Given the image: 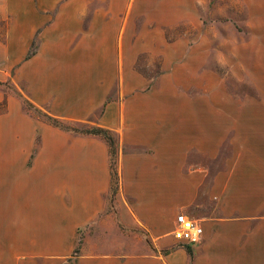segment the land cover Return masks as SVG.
Wrapping results in <instances>:
<instances>
[{
    "label": "crops",
    "instance_id": "1",
    "mask_svg": "<svg viewBox=\"0 0 264 264\" xmlns=\"http://www.w3.org/2000/svg\"><path fill=\"white\" fill-rule=\"evenodd\" d=\"M85 5L83 0H32L27 24L12 35L11 91L0 86V101H5L0 110V264H264V147L252 160H161L155 153H124L116 160L113 185L104 137L60 129L22 107L15 92L21 81L28 99L54 116L120 129L123 100H110V85L122 80L115 76L116 12L110 0L86 29L98 41L97 60H66L47 47L57 38L65 42L62 34L68 29L80 28L71 17ZM66 19L69 24H61ZM38 28L40 43L27 56ZM105 34L108 66L100 60ZM105 67L110 75H87L86 69ZM64 85L72 86L69 93ZM178 211L198 220L203 234L194 243L163 250L169 242L162 230L173 226ZM4 244L10 252H3Z\"/></svg>",
    "mask_w": 264,
    "mask_h": 264
},
{
    "label": "rangeland",
    "instance_id": "2",
    "mask_svg": "<svg viewBox=\"0 0 264 264\" xmlns=\"http://www.w3.org/2000/svg\"><path fill=\"white\" fill-rule=\"evenodd\" d=\"M83 1L84 10L71 17L80 28L62 34L65 42L57 38L47 45L66 60H97L98 41L86 29L100 19L96 10L108 0ZM29 2L0 0V86L8 91L16 70L8 62L16 48L12 35L27 24ZM110 5L116 12L115 76L122 79L110 85V100H123L124 110L120 129L110 130L112 184L117 181L116 160L128 152L144 157L155 153L161 160H252L264 147V0H110ZM54 13L49 12L48 21ZM40 28L27 56L37 50ZM103 38L100 60L108 66L110 37ZM81 40L83 47L77 44ZM86 72L110 75L107 67ZM15 88L22 107L36 120L74 133H89L95 126L33 104L22 81ZM62 88L69 93L72 86ZM4 108L2 100L0 110ZM40 138L36 130L34 142ZM171 227L169 223L162 230L169 242L163 250L177 243ZM1 247L10 252V245Z\"/></svg>",
    "mask_w": 264,
    "mask_h": 264
},
{
    "label": "built area",
    "instance_id": "3",
    "mask_svg": "<svg viewBox=\"0 0 264 264\" xmlns=\"http://www.w3.org/2000/svg\"><path fill=\"white\" fill-rule=\"evenodd\" d=\"M201 223L184 211L175 214L171 234L179 244H191L198 241L203 234Z\"/></svg>",
    "mask_w": 264,
    "mask_h": 264
},
{
    "label": "trees",
    "instance_id": "4",
    "mask_svg": "<svg viewBox=\"0 0 264 264\" xmlns=\"http://www.w3.org/2000/svg\"><path fill=\"white\" fill-rule=\"evenodd\" d=\"M86 131L89 133H95V134L102 135V137H104L106 141L108 142L109 147L112 149L114 141H113L112 135L110 134L109 129L101 127V126H93L89 130H86Z\"/></svg>",
    "mask_w": 264,
    "mask_h": 264
}]
</instances>
